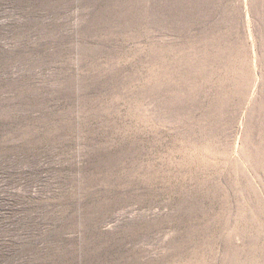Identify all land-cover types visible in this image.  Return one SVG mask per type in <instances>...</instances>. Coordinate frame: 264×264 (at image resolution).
<instances>
[{
	"label": "rangeland",
	"instance_id": "obj_1",
	"mask_svg": "<svg viewBox=\"0 0 264 264\" xmlns=\"http://www.w3.org/2000/svg\"><path fill=\"white\" fill-rule=\"evenodd\" d=\"M0 264H264V0H0Z\"/></svg>",
	"mask_w": 264,
	"mask_h": 264
}]
</instances>
